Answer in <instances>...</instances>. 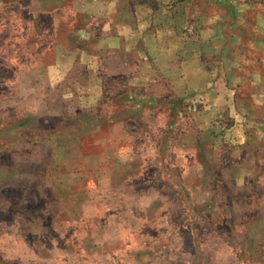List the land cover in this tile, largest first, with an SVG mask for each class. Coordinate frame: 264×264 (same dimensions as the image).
Returning a JSON list of instances; mask_svg holds the SVG:
<instances>
[{"label": "rangeland", "instance_id": "374dc122", "mask_svg": "<svg viewBox=\"0 0 264 264\" xmlns=\"http://www.w3.org/2000/svg\"><path fill=\"white\" fill-rule=\"evenodd\" d=\"M117 2L0 0V264H264V0L168 10L193 84L84 54L87 4Z\"/></svg>", "mask_w": 264, "mask_h": 264}, {"label": "crops", "instance_id": "0c3cea01", "mask_svg": "<svg viewBox=\"0 0 264 264\" xmlns=\"http://www.w3.org/2000/svg\"><path fill=\"white\" fill-rule=\"evenodd\" d=\"M125 1L126 0H123L122 2V0H118V2L115 3V6H112L113 8L108 6L109 4H87L85 10L86 15L89 14L91 17L95 18V22L100 21L101 24L97 25L92 21L90 24V18L89 20L86 19L87 27L89 26V29H92L91 34H94V27H100L95 41L93 38L86 41V47L84 50L86 56L93 58H113V56H118V58H120V55L123 54L125 58V56L128 57L129 54L131 55V52H133L131 57L134 59L135 63L149 60L152 62L153 67L157 69V72L163 76H172L173 80L181 83L189 84L190 82V84H193V79L190 78L191 76L200 74L208 75L206 65L202 66L199 60L205 55L204 42L202 40L198 42L197 40L198 46L195 50L192 49L193 55H191V45L193 44H191L190 39L192 38L191 29L193 27L190 29L189 25L184 26V24L179 26L174 22L175 18H178V16L176 15L177 17L174 18L173 15L170 16V11H168L173 9L174 11L179 12L180 17L190 18L191 13H197V15L201 13L202 15V7L190 5V3H193L190 2V0H182L181 9H178V7L173 8V6L167 7L168 4H164L165 6L163 8V4H161L162 0H156L154 4L134 3L139 0ZM184 4L187 5L183 8ZM216 6L220 5L216 4ZM234 7V4L226 6L228 11H230V9L233 10ZM216 19L219 18L217 16L214 17L213 23H217ZM86 33L88 37L90 31H87ZM128 42L132 45L131 48L126 47ZM199 43L202 44L199 46ZM128 50L129 52H127ZM205 57L204 59H206ZM188 59H194L196 61L195 64H197L198 67L196 73L194 62H192V65L187 62ZM131 73L135 75L139 72L134 71ZM118 74H126V72L121 71ZM193 78L196 79L195 76ZM214 84L215 86L211 88L213 92L218 88L216 83ZM211 90L210 92L215 98L216 95ZM221 101L222 100L219 101L220 104ZM231 103L232 101L228 99V96L224 98V105H230L229 107H231ZM60 151L61 149L59 151L56 148L53 150L50 149L48 154L55 156L57 152ZM1 167L2 166H0V171L2 170ZM54 167L53 164H45V162H43L41 164H36V166H28L26 167V170H38L43 172V170H53ZM9 171L12 173L11 169ZM13 181L15 180L7 178L0 180V184L13 186ZM39 194L41 195V200H39L38 203H46L47 198L42 195V193Z\"/></svg>", "mask_w": 264, "mask_h": 264}]
</instances>
